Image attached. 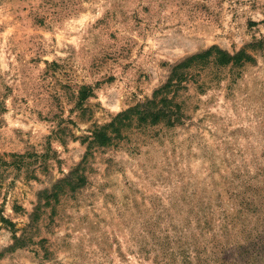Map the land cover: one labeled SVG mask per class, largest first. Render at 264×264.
I'll list each match as a JSON object with an SVG mask.
<instances>
[{"label": "rangeland", "instance_id": "obj_1", "mask_svg": "<svg viewBox=\"0 0 264 264\" xmlns=\"http://www.w3.org/2000/svg\"><path fill=\"white\" fill-rule=\"evenodd\" d=\"M0 264H264V0H0Z\"/></svg>", "mask_w": 264, "mask_h": 264}, {"label": "trees", "instance_id": "obj_2", "mask_svg": "<svg viewBox=\"0 0 264 264\" xmlns=\"http://www.w3.org/2000/svg\"><path fill=\"white\" fill-rule=\"evenodd\" d=\"M237 56V54L234 56V55H230V54H223L222 58L219 59V62L220 64L222 65H227L229 63H233V62H236L238 59H235ZM183 67H187V66H175L172 68V71H171V75L169 77V81L165 84V87H168L170 83H172L173 80L175 81H179L180 80V76H181V72H180V69L183 68ZM155 97H156V91H155V95H154V98L152 100H150L149 102H154L155 101ZM148 102V103H149ZM127 111H124L122 113H120L117 117L120 118L119 120H121L123 117L127 116L125 114ZM114 125V122H110L108 124H105L104 127L102 128V131L101 130H94L92 133H93V137L94 139H96L97 141L101 142V143H105L106 141H109V139H111L110 137L111 136H108L107 132H106V129L109 127V126H113ZM114 132H118V129L114 130ZM74 172V171H72ZM16 239V238H15Z\"/></svg>", "mask_w": 264, "mask_h": 264}]
</instances>
